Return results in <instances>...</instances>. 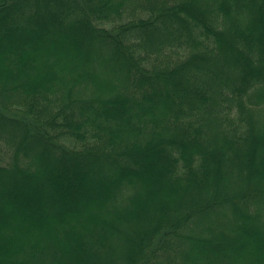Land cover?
<instances>
[{"label":"trees","instance_id":"1","mask_svg":"<svg viewBox=\"0 0 264 264\" xmlns=\"http://www.w3.org/2000/svg\"><path fill=\"white\" fill-rule=\"evenodd\" d=\"M0 264H264V0H0Z\"/></svg>","mask_w":264,"mask_h":264}]
</instances>
